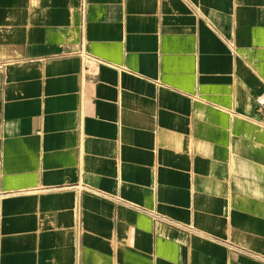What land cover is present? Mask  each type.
Returning a JSON list of instances; mask_svg holds the SVG:
<instances>
[{
    "label": "crops",
    "instance_id": "0c3cea01",
    "mask_svg": "<svg viewBox=\"0 0 264 264\" xmlns=\"http://www.w3.org/2000/svg\"><path fill=\"white\" fill-rule=\"evenodd\" d=\"M261 94L264 0H0V264H264Z\"/></svg>",
    "mask_w": 264,
    "mask_h": 264
},
{
    "label": "built area",
    "instance_id": "2783aa9c",
    "mask_svg": "<svg viewBox=\"0 0 264 264\" xmlns=\"http://www.w3.org/2000/svg\"><path fill=\"white\" fill-rule=\"evenodd\" d=\"M80 58L81 60H84V58L86 57L84 54H83V51L80 50ZM257 103L261 106V107H264V94H261L259 97H257ZM76 188H78V190H81V189H84L83 187H78V186H75Z\"/></svg>",
    "mask_w": 264,
    "mask_h": 264
}]
</instances>
